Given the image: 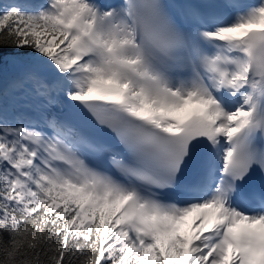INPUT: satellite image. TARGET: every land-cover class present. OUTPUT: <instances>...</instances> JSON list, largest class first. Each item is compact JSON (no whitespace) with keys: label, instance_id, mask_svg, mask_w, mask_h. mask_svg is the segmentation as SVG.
I'll return each instance as SVG.
<instances>
[{"label":"snow or ice","instance_id":"snow-or-ice-1","mask_svg":"<svg viewBox=\"0 0 264 264\" xmlns=\"http://www.w3.org/2000/svg\"><path fill=\"white\" fill-rule=\"evenodd\" d=\"M0 85V264H264V0H2Z\"/></svg>","mask_w":264,"mask_h":264},{"label":"trees","instance_id":"trees-1","mask_svg":"<svg viewBox=\"0 0 264 264\" xmlns=\"http://www.w3.org/2000/svg\"><path fill=\"white\" fill-rule=\"evenodd\" d=\"M0 2H2V0H0ZM5 51H8V50L6 49ZM11 69H14V68H13L12 66H10V65H6V66H5V70H4V72H5V71H8V70H11ZM4 239L7 240L8 237L5 235V236H4Z\"/></svg>","mask_w":264,"mask_h":264},{"label":"rangeland","instance_id":"rangeland-1","mask_svg":"<svg viewBox=\"0 0 264 264\" xmlns=\"http://www.w3.org/2000/svg\"><path fill=\"white\" fill-rule=\"evenodd\" d=\"M18 71H19V69H18ZM6 78H8V77H4V84L6 85V83H7V81H8V79H6ZM2 86V85H1ZM9 104L11 103V101L9 100V101H7Z\"/></svg>","mask_w":264,"mask_h":264}]
</instances>
